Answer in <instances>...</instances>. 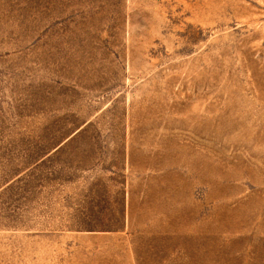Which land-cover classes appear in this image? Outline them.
Wrapping results in <instances>:
<instances>
[{
  "label": "rangeland",
  "instance_id": "obj_1",
  "mask_svg": "<svg viewBox=\"0 0 264 264\" xmlns=\"http://www.w3.org/2000/svg\"><path fill=\"white\" fill-rule=\"evenodd\" d=\"M0 264H264V0H0Z\"/></svg>",
  "mask_w": 264,
  "mask_h": 264
}]
</instances>
